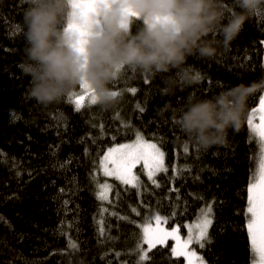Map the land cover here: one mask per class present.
Wrapping results in <instances>:
<instances>
[{"label":"trees","instance_id":"16d2710c","mask_svg":"<svg viewBox=\"0 0 264 264\" xmlns=\"http://www.w3.org/2000/svg\"><path fill=\"white\" fill-rule=\"evenodd\" d=\"M27 7L24 0H0V264H138L141 226L150 213L187 236L186 224L209 206L211 242L194 244L205 263L253 264L248 187L262 151L248 117L264 91L250 98L240 130L207 150L188 141L171 112H159L166 102L183 106L189 94L208 98L221 86L264 77V7L214 59L189 58L204 76L200 84L161 97L159 75L125 68L110 85L119 93L114 107L84 102L79 111L69 95L47 107L27 95L29 78L18 67ZM137 133L160 146L167 171L150 179L138 168L136 186L98 175L105 151ZM101 182L109 186L105 201L98 199ZM172 249L168 239L146 250L142 264H184Z\"/></svg>","mask_w":264,"mask_h":264},{"label":"clouds","instance_id":"9594fccd","mask_svg":"<svg viewBox=\"0 0 264 264\" xmlns=\"http://www.w3.org/2000/svg\"><path fill=\"white\" fill-rule=\"evenodd\" d=\"M24 48L18 67L29 78L27 95L42 106L59 103L85 85L94 105L114 107L110 85L125 68L161 77V97L198 85L203 74L189 58L214 59L264 7V0H99L86 42L67 30L72 0H24ZM141 21L135 33L132 26ZM264 91V77L239 83L208 98L189 94L183 106L166 102L180 131L199 149L227 141L239 131L248 102ZM77 264H85L80 259Z\"/></svg>","mask_w":264,"mask_h":264},{"label":"snow or ice","instance_id":"6c2138e0","mask_svg":"<svg viewBox=\"0 0 264 264\" xmlns=\"http://www.w3.org/2000/svg\"><path fill=\"white\" fill-rule=\"evenodd\" d=\"M99 0L95 3L82 4L79 0H72V12L66 30L73 36L78 38L81 45L86 42V37L89 35L93 25L94 16L97 13ZM83 94H69L70 98H75L74 103L76 110L79 111L83 106L85 96L89 97V104L94 105L91 99V93L85 85H81ZM135 92V89L131 90ZM115 94L119 95L115 91ZM143 111V109H140ZM260 113V124H253V116L255 113ZM248 125L250 129L257 133L261 142L262 157L259 166V176L255 183H250L248 187V207L247 214L250 218L247 220V230L251 241L252 250L258 253L260 261L264 264V96L260 98L259 107L253 109V114L248 117ZM187 151V146H185ZM164 153L155 143L146 142L143 137L137 133L136 141L133 144L119 145L115 148H110L108 153L103 157L101 166L104 168L106 176H115L124 184L136 186L138 178L132 173V168L139 161L144 162V167L148 168V176L151 179L157 172H166L167 169L163 165ZM108 165H112L111 168ZM155 183V181H154ZM158 186V185H157ZM101 192L98 194V199H107L106 192L108 185H101ZM63 191V190H61ZM67 203V202H65ZM211 207L202 210L201 216L198 218L195 225L189 226L188 240L180 241V237L176 234V230L167 231L160 225L166 222V218L156 215L149 218L143 226L141 243L137 245V254L139 255L138 264H142L147 260V253L144 252L142 244H147L151 250L156 245H164L169 238L177 242V247L172 249L176 256H183L187 259V264H204L202 257L197 256L194 251H188L189 244L195 241L199 247L203 248L205 242L210 243L208 237V228L212 224ZM154 219L155 226L151 221ZM103 232V229H101ZM74 247V246H73Z\"/></svg>","mask_w":264,"mask_h":264},{"label":"rangeland","instance_id":"374dc122","mask_svg":"<svg viewBox=\"0 0 264 264\" xmlns=\"http://www.w3.org/2000/svg\"><path fill=\"white\" fill-rule=\"evenodd\" d=\"M79 2L82 3V4H89V3H95V2H97V0H79ZM76 93H77L78 95H79V94H83V93H82V89L79 88V89L76 91ZM74 99H75V98L73 97L72 100L74 101ZM84 102H89V97H88L87 95L85 96ZM84 102H83V103H84ZM258 107H259V105H258L257 107H255V109H257ZM252 114H253V111H252L251 115H252ZM253 124H254V125H259V124H260V113H259V112L255 113V115L253 116ZM252 133H253L254 136H256V137L259 138V136H258L257 133H254L253 131H252ZM141 136H142V135H141ZM142 137H143V136H142ZM136 138H137V136H136L133 140L126 141V142H123V143H120V144H116V145H113V146L109 147V148L105 151V153L102 155V158H101V160H100V162H99V164H98L97 174H98V175H101V177H106V178H107V177H115V176H111V175L106 176V175L104 174V168L101 166V161L103 160V157L108 153V150H109L110 148H115V147H118L119 145L133 144V143L136 141ZM143 139H144V137H143ZM144 140H145L146 142H148V143H155L154 141H149V140H146V139H144ZM259 140H260V138H259ZM155 144H157V143H155ZM157 146L160 148V146H159L158 144H157ZM160 150L162 151L161 148H160ZM162 152H163V151H162ZM163 163H164V157H163ZM108 167L111 168L112 165H108ZM138 168H142L143 172L148 176L147 173H148L149 169L144 167V162H143V161H139V162L136 163L135 166L132 168V173H133L137 178H138V173H137V169H138ZM258 176H259V168L257 169V171H256V173H255V175H254L253 180H252L251 183H255V182L258 180ZM148 177H149V176H148ZM153 177H154V176H153ZM115 178H116V177H115ZM120 181H121V180H120ZM101 185H107V183H106V182H101V183L98 184V192H97L98 194L101 192V188H100ZM106 196H107V199H104V200H102V201H105V200H108V199H109V188H108V190H107V192H106ZM206 208H208V207H206ZM206 208H204L203 210H205ZM156 215L161 216L160 214H156V213H150V214H149V216L146 218V220L142 223V226H141L142 231H143V226L145 225L146 221H148L149 218H153V217H155ZM200 216H201V214L196 218V220L193 222L192 225H195V224L197 223V220H198V218H199ZM161 217H162V216H161ZM249 218H250V215H249ZM151 223H152V225H153V227H154V226H155V221H154V219H152ZM160 226H161L162 228H164L165 230H167V231H173V230H176V234L180 237V241H181V242H185V241L188 240V236H189V226H190V224H186L187 236H183V235L181 234V232H180L178 226H174V227H172V228H167V227L165 226L164 223H162ZM207 231H208V230H207ZM169 239H171V238H169ZM171 240L173 241V248H174V247H177V242H176L175 240H173V239H171ZM194 244H196V243H195V241L193 240V242L189 244L188 251H190V252H191V251H194V252L197 254V256L202 257V255H201V254L196 250V248L194 247ZM145 246H146V248L144 249V252H145L146 250L149 249L148 246H147V244H146ZM251 248H252V246H251ZM252 251H253V250H252ZM253 254H254L253 264H262V262L260 261V258H259L258 253H256V252L253 251ZM183 258H184V264H187V259H186L185 257H183ZM202 259H203V257H202ZM203 261H204V259H203ZM197 264H198V262H197ZM204 264H206L205 261H204Z\"/></svg>","mask_w":264,"mask_h":264}]
</instances>
